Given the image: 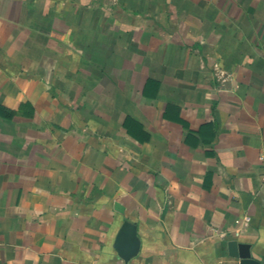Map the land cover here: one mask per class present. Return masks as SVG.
Returning a JSON list of instances; mask_svg holds the SVG:
<instances>
[{
	"label": "crops",
	"instance_id": "0c3cea01",
	"mask_svg": "<svg viewBox=\"0 0 264 264\" xmlns=\"http://www.w3.org/2000/svg\"><path fill=\"white\" fill-rule=\"evenodd\" d=\"M0 105V264L264 257V0H0Z\"/></svg>",
	"mask_w": 264,
	"mask_h": 264
},
{
	"label": "water",
	"instance_id": "95a60500",
	"mask_svg": "<svg viewBox=\"0 0 264 264\" xmlns=\"http://www.w3.org/2000/svg\"><path fill=\"white\" fill-rule=\"evenodd\" d=\"M228 255L236 260V264H264V257H258L249 243L232 239L227 242ZM118 255L126 262L135 257L141 249L138 226L126 219L121 226L115 241Z\"/></svg>",
	"mask_w": 264,
	"mask_h": 264
},
{
	"label": "trees",
	"instance_id": "16d2710c",
	"mask_svg": "<svg viewBox=\"0 0 264 264\" xmlns=\"http://www.w3.org/2000/svg\"><path fill=\"white\" fill-rule=\"evenodd\" d=\"M7 112L9 113L8 109L6 107H4L3 105H0V113H4V116H8ZM6 113V114H5ZM134 125H138L137 122L135 120H133L132 118H128L125 121V126L129 129V132L131 134L134 133L132 127H134ZM136 135V134H135Z\"/></svg>",
	"mask_w": 264,
	"mask_h": 264
}]
</instances>
